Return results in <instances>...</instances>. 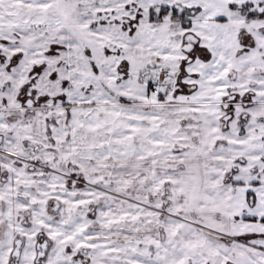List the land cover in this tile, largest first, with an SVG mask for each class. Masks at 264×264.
<instances>
[{
	"label": "snow or ice",
	"instance_id": "6c2138e0",
	"mask_svg": "<svg viewBox=\"0 0 264 264\" xmlns=\"http://www.w3.org/2000/svg\"><path fill=\"white\" fill-rule=\"evenodd\" d=\"M0 264H264V0H0Z\"/></svg>",
	"mask_w": 264,
	"mask_h": 264
}]
</instances>
